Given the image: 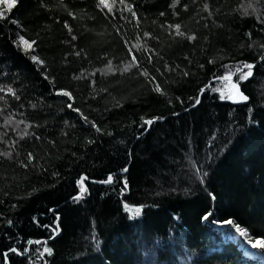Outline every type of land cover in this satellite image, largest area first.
<instances>
[{
  "label": "trees",
  "instance_id": "obj_1",
  "mask_svg": "<svg viewBox=\"0 0 264 264\" xmlns=\"http://www.w3.org/2000/svg\"><path fill=\"white\" fill-rule=\"evenodd\" d=\"M5 8L0 264H264V0Z\"/></svg>",
  "mask_w": 264,
  "mask_h": 264
},
{
  "label": "water",
  "instance_id": "obj_2",
  "mask_svg": "<svg viewBox=\"0 0 264 264\" xmlns=\"http://www.w3.org/2000/svg\"><path fill=\"white\" fill-rule=\"evenodd\" d=\"M246 65L253 66V64H244V65H241L238 68H235L233 70V72H231L229 75L224 76V77H218V80H226L229 83V89L231 90V94L227 98H219L220 101H228V103H230L232 105L245 104L248 101L247 96H245L242 93V91L240 90L239 84L234 80V76L239 70L248 68V67H246ZM213 80L214 79H210L209 82H211ZM200 91H199V93H200ZM241 96L244 97L245 99H241ZM196 100H198V97H197ZM195 104H196V101H195L194 105ZM148 127H149V125L145 124V129H147ZM80 180H81V178H80ZM107 180H105V181H107ZM105 181H104V183L107 184ZM90 182H96V181L95 180H91ZM83 188H84V183L81 181V187H80L79 192L77 194L71 196L68 199V201L74 199L77 196H79V194H81ZM215 225L219 226V227H224L227 224H226V222H219V224L215 223ZM55 226L57 227L56 221H55ZM250 252H252V251L251 250L246 251L247 254L250 253Z\"/></svg>",
  "mask_w": 264,
  "mask_h": 264
},
{
  "label": "rangeland",
  "instance_id": "obj_3",
  "mask_svg": "<svg viewBox=\"0 0 264 264\" xmlns=\"http://www.w3.org/2000/svg\"><path fill=\"white\" fill-rule=\"evenodd\" d=\"M19 45L21 46V48L23 50H29L30 52H32L33 50V47H32V44L31 42L27 41V40H20L19 42ZM30 45V46H29ZM30 56L33 60H36V58L34 57V55L32 53H30ZM217 89L219 90L220 92V95L221 96H226V98L231 94V90L229 89V83H224L222 84L220 87H217ZM63 93V92H61ZM69 98V96H67ZM183 162L185 163V166H184V169H188L189 168V158L187 157V154L184 155L183 157ZM183 163V164H184ZM226 226L228 228H230L233 232H234V235H233V239L235 241H237V245L243 249L244 251H248V250H252V253L253 252H257L258 255L261 257V259L264 260V255L262 254L261 252V248L260 247H255L253 248L252 247V244L251 242L245 240V238L240 234L239 231H237L236 229H234V227L229 223L226 222ZM243 238V239H242ZM256 240V239H255ZM254 241V240H253ZM255 249V250H254Z\"/></svg>",
  "mask_w": 264,
  "mask_h": 264
},
{
  "label": "snow or ice",
  "instance_id": "obj_4",
  "mask_svg": "<svg viewBox=\"0 0 264 264\" xmlns=\"http://www.w3.org/2000/svg\"><path fill=\"white\" fill-rule=\"evenodd\" d=\"M16 3H17V0H0V4H5L6 5V8H5L6 11H11L12 8H14L16 6ZM101 3H104V0H101ZM2 16H3V12H0V17H2ZM191 38L194 39V37H191ZM134 59H135V57H134ZM246 67H248L250 69L252 66L251 65H246ZM9 91H11V90L9 89ZM57 94H63L65 96H69V98H71L70 94L68 92H63V93H59L58 92ZM241 99H245V98L241 96ZM196 103L198 104L199 100H196ZM69 106L71 107V105H69ZM153 122L154 121H152V120H146L144 123L148 124V125H151ZM93 127H95V125H93ZM97 131H99V129H97ZM29 158H31V156ZM125 171H126V169H125ZM111 181H112V177L109 176L108 180L105 181V182L109 183ZM125 187H127L126 182H125ZM82 191H83V189H82ZM228 223H231V221H229ZM237 231H239L242 236L247 237V232L246 231H244L242 229H239V228H237ZM249 242H251L253 248H255V247L264 248V238L256 239L254 241H252L251 238H249ZM46 251H47V249H46Z\"/></svg>",
  "mask_w": 264,
  "mask_h": 264
},
{
  "label": "bare ground",
  "instance_id": "obj_5",
  "mask_svg": "<svg viewBox=\"0 0 264 264\" xmlns=\"http://www.w3.org/2000/svg\"><path fill=\"white\" fill-rule=\"evenodd\" d=\"M239 74V73H238ZM221 102V101H220ZM76 199V198H75ZM215 224V223H214ZM216 224H219V223H216ZM229 224V223H228ZM225 228V227H224ZM230 234V233H229ZM243 239V238H242ZM255 250V249H254ZM252 251V250H251Z\"/></svg>",
  "mask_w": 264,
  "mask_h": 264
}]
</instances>
